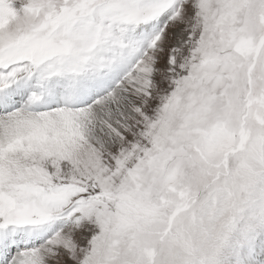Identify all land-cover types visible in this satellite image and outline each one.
I'll list each match as a JSON object with an SVG mask.
<instances>
[{"label": "snow or ice", "instance_id": "obj_1", "mask_svg": "<svg viewBox=\"0 0 264 264\" xmlns=\"http://www.w3.org/2000/svg\"><path fill=\"white\" fill-rule=\"evenodd\" d=\"M0 264H264V0H0Z\"/></svg>", "mask_w": 264, "mask_h": 264}]
</instances>
